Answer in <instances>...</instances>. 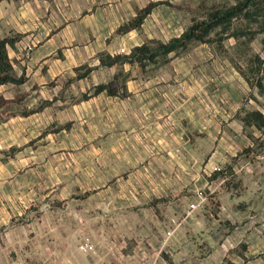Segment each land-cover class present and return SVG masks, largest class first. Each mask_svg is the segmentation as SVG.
<instances>
[{"label": "crops", "instance_id": "1", "mask_svg": "<svg viewBox=\"0 0 264 264\" xmlns=\"http://www.w3.org/2000/svg\"><path fill=\"white\" fill-rule=\"evenodd\" d=\"M171 1L0 0L24 76L0 84V264H264L249 251L264 238L251 215L217 203L221 106L173 79L175 51L129 59L184 32H157ZM101 82L114 92H95Z\"/></svg>", "mask_w": 264, "mask_h": 264}, {"label": "rangeland", "instance_id": "2", "mask_svg": "<svg viewBox=\"0 0 264 264\" xmlns=\"http://www.w3.org/2000/svg\"><path fill=\"white\" fill-rule=\"evenodd\" d=\"M239 1L172 0L170 7L160 11L164 12L163 16L168 17L170 23L162 24V29L158 26L157 32L165 39H170L196 20L202 19L208 9L229 6ZM262 27L260 20L242 13L234 16L228 27L219 25L214 28L207 41H198L186 50L177 54L175 52L177 57L173 60L176 67L173 79L179 74L184 80L191 78L190 84L196 85L199 96L205 97V101L214 99L222 109L223 130L217 136L216 144H222L219 163L225 167L227 180L219 188L223 198L217 196L218 201H214L220 207L223 200L227 201L225 207L228 210H223L224 216L233 213L235 208L246 211L254 221V232L261 236L264 235V125L244 124V128L237 115H244L253 109H260L264 113ZM200 140L206 146L212 143L207 136L200 137ZM225 146H234L235 150ZM226 190L231 191L235 202L224 194ZM245 215L240 212L235 218L240 222ZM257 239L255 236L249 248L252 259L264 257V238L261 248L255 244ZM230 255L233 257L232 251Z\"/></svg>", "mask_w": 264, "mask_h": 264}, {"label": "trees", "instance_id": "3", "mask_svg": "<svg viewBox=\"0 0 264 264\" xmlns=\"http://www.w3.org/2000/svg\"><path fill=\"white\" fill-rule=\"evenodd\" d=\"M156 4L157 2H151L147 6L141 8L134 20L124 26H120V29H126L130 25L141 24L145 16ZM242 13L260 20L263 26L262 28L264 29V0H240L229 6H215L208 9L206 15L202 19L196 20L190 24L180 36L173 37L168 41L152 39L143 42L141 45L135 47L129 59L132 61H142L145 58L155 59L157 56H167L171 51H175L177 54L184 49L190 48L192 44L198 41H207L214 28L219 25L228 27L231 19ZM11 40L12 38L0 35V84L21 82L24 79V76L17 77L14 73L13 61L8 52V44L11 43ZM104 89H107L110 93L114 92V88L111 86L110 82H101L95 86V92ZM242 118L245 125H264V113L260 109L247 111Z\"/></svg>", "mask_w": 264, "mask_h": 264}, {"label": "built area", "instance_id": "4", "mask_svg": "<svg viewBox=\"0 0 264 264\" xmlns=\"http://www.w3.org/2000/svg\"><path fill=\"white\" fill-rule=\"evenodd\" d=\"M31 48H32V46L29 47V49H31ZM199 205H200L199 201H194V202L190 203V208H189V210L187 211V215H189L190 212H191L195 207H197V206H199ZM172 221H173V222H176V219H175V218H172ZM82 247H83L84 249L87 250V249H89V248L91 247V244H90V243H85V244L82 245Z\"/></svg>", "mask_w": 264, "mask_h": 264}]
</instances>
